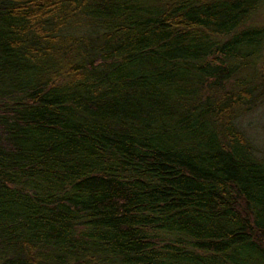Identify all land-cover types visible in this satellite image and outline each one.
Here are the masks:
<instances>
[{
  "label": "trees",
  "instance_id": "1",
  "mask_svg": "<svg viewBox=\"0 0 264 264\" xmlns=\"http://www.w3.org/2000/svg\"><path fill=\"white\" fill-rule=\"evenodd\" d=\"M261 10L0 0V264H264Z\"/></svg>",
  "mask_w": 264,
  "mask_h": 264
},
{
  "label": "rangeland",
  "instance_id": "2",
  "mask_svg": "<svg viewBox=\"0 0 264 264\" xmlns=\"http://www.w3.org/2000/svg\"><path fill=\"white\" fill-rule=\"evenodd\" d=\"M256 15L254 18L256 21L263 20L264 10L259 11ZM235 122L241 132L251 140L254 152L260 157L264 156V91L256 94L251 107Z\"/></svg>",
  "mask_w": 264,
  "mask_h": 264
}]
</instances>
